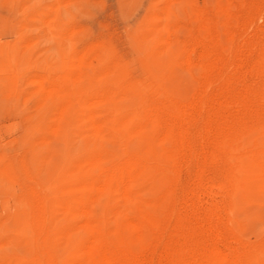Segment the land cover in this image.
I'll list each match as a JSON object with an SVG mask.
<instances>
[{
  "label": "rangeland",
  "instance_id": "rangeland-1",
  "mask_svg": "<svg viewBox=\"0 0 264 264\" xmlns=\"http://www.w3.org/2000/svg\"><path fill=\"white\" fill-rule=\"evenodd\" d=\"M88 226L264 264V0H0V264H84Z\"/></svg>",
  "mask_w": 264,
  "mask_h": 264
},
{
  "label": "bare ground",
  "instance_id": "bare-ground-1",
  "mask_svg": "<svg viewBox=\"0 0 264 264\" xmlns=\"http://www.w3.org/2000/svg\"><path fill=\"white\" fill-rule=\"evenodd\" d=\"M218 2V1H217ZM167 4V3H166ZM221 12V11H220ZM223 13V12H222ZM194 20V19H193ZM214 25V24H213ZM193 55V54H192ZM195 114V113H194ZM187 121V120H186ZM153 127V126H152ZM95 128V127H94ZM87 130V129H86ZM140 130V129H139ZM166 130V129H165ZM97 132V131H96ZM244 165H242L241 170L242 172L238 174L239 177H242L244 179H249L251 176H255L256 175V169L255 167L251 166L252 163L249 161H246L245 163H243ZM142 213V212H141ZM144 214V213H143ZM146 214V213H145ZM144 218L147 220V222L149 221L148 215H145ZM148 229V228H147ZM88 232L89 237H90V241H89V246L86 249V256H85V261L84 264H116L119 260H117V256L115 259L112 254H110V251H108L107 249L103 248V245L101 244L100 240L98 238H95L94 235V231L96 230V228H94L93 226H88ZM117 240L129 247H135L136 244L140 245L141 247L147 246L144 245V238L143 235L140 233V228L138 226V224H135L133 222H128L124 227H123V234H120L117 236ZM209 242V241H208ZM148 243V242H147ZM118 245V244H117ZM215 245V244H214ZM126 247V246H125ZM124 248V247H123ZM127 248V247H126ZM142 250V248H139ZM144 250V249H143ZM218 250V249H217ZM240 251V250H239ZM211 252V251H210ZM214 252V251H213ZM219 252V250H218ZM224 252V251H223ZM123 253V252H122ZM220 253V252H219ZM218 253V254H219ZM214 254L216 253H212V255L214 256ZM115 255V254H114ZM125 255V254H124ZM219 256V255H218ZM223 256V255H221ZM225 256V255H224ZM217 257V256H216ZM253 257V256H252ZM215 258V257H214ZM214 258H212L213 260H215ZM219 258V260H218ZM216 258L218 262L215 261V264L222 262L220 264H227L226 259L224 260L223 258H220V256ZM120 259V258H119ZM117 260V262H116ZM223 260V261H220ZM232 260V259H231ZM121 261V260H120ZM212 261V260H210ZM122 262V261H121ZM195 262V261H194ZM193 262V263H194ZM230 262V261H229ZM123 263V262H122ZM192 263V264H193ZM210 263V262H209ZM118 264V263H117ZM124 264V263H123ZM196 264V263H195Z\"/></svg>",
  "mask_w": 264,
  "mask_h": 264
}]
</instances>
